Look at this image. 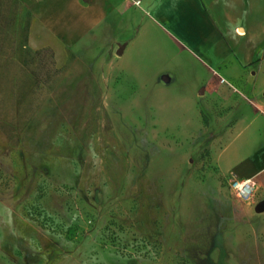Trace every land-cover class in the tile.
I'll return each instance as SVG.
<instances>
[{"label":"rangeland","instance_id":"obj_1","mask_svg":"<svg viewBox=\"0 0 264 264\" xmlns=\"http://www.w3.org/2000/svg\"><path fill=\"white\" fill-rule=\"evenodd\" d=\"M4 5L0 264H264V186L242 201L216 166L248 114L213 122L196 59L132 8L121 40L142 44L106 88Z\"/></svg>","mask_w":264,"mask_h":264},{"label":"crops","instance_id":"obj_2","mask_svg":"<svg viewBox=\"0 0 264 264\" xmlns=\"http://www.w3.org/2000/svg\"><path fill=\"white\" fill-rule=\"evenodd\" d=\"M135 1L140 4L128 1L127 5L126 0L5 2L16 4L34 19L37 29L52 42L56 56L69 54L84 62L106 88L114 81L120 59L142 44L141 30L132 39L121 40V27L129 25L126 16L135 8V14L146 17L145 29H157L206 70L209 78L200 97L206 100L213 122L226 123L237 108H245L246 126L241 128V118L229 128L231 140L220 151L216 166L224 177L252 179L256 187L264 186V141H260L264 130V0ZM113 30L119 37L107 39ZM225 86L233 92H222Z\"/></svg>","mask_w":264,"mask_h":264},{"label":"built area","instance_id":"obj_3","mask_svg":"<svg viewBox=\"0 0 264 264\" xmlns=\"http://www.w3.org/2000/svg\"><path fill=\"white\" fill-rule=\"evenodd\" d=\"M130 1H132L136 6L140 4V2L135 0ZM230 188L240 200L249 201L255 194L256 183L252 179L233 180L230 183Z\"/></svg>","mask_w":264,"mask_h":264},{"label":"trees","instance_id":"obj_4","mask_svg":"<svg viewBox=\"0 0 264 264\" xmlns=\"http://www.w3.org/2000/svg\"><path fill=\"white\" fill-rule=\"evenodd\" d=\"M6 0H0V33H3L4 31H5V27H7V26H10V21L7 23V24H5V25H2V19L4 18L3 16H4V4L6 3L5 2ZM15 6H17L16 4H14V9H15ZM14 9H13V12H11L10 13V18H11V20H13V15H15V13L16 12H14ZM7 17V16H6ZM40 82V80L37 78L35 81H34V83H35V85H37L38 83Z\"/></svg>","mask_w":264,"mask_h":264},{"label":"water","instance_id":"obj_5","mask_svg":"<svg viewBox=\"0 0 264 264\" xmlns=\"http://www.w3.org/2000/svg\"><path fill=\"white\" fill-rule=\"evenodd\" d=\"M118 54L121 55V54H122V50H120ZM263 211H264V204H261V205H259V206L256 208V212H258V213H261V212H263Z\"/></svg>","mask_w":264,"mask_h":264}]
</instances>
